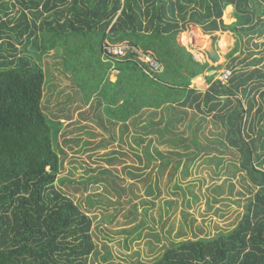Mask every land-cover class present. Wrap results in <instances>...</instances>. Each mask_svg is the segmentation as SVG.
I'll use <instances>...</instances> for the list:
<instances>
[{"label": "trees", "instance_id": "obj_1", "mask_svg": "<svg viewBox=\"0 0 264 264\" xmlns=\"http://www.w3.org/2000/svg\"><path fill=\"white\" fill-rule=\"evenodd\" d=\"M193 26L213 43L214 32L233 33L237 40L229 62L215 66L205 53L197 60L180 44L179 34ZM259 37H264V0H0V264H264V54L247 60ZM119 45L128 47L125 54L108 52V46ZM142 54L158 59L161 68L153 69ZM48 58L61 77L51 72ZM224 67L231 72L226 82L216 79ZM204 75L209 87L200 93L194 87ZM60 78L71 83L73 98L92 102L93 118L112 138L87 140L85 149L116 138L124 145L134 132L131 149L146 169L155 158L164 175L174 162L172 194L178 189L186 194L176 172L179 164L201 157V149L217 151L205 162L218 168H225L230 155L232 176L243 173L251 194L236 224L215 236L173 242L150 261L116 259L107 243V254L100 256L90 211L103 204L102 194L78 202L60 185L72 182L60 178L65 145L78 141L60 142L63 119L70 116L52 112L51 117L44 105L48 85L55 89ZM209 121L218 131L206 132ZM86 127L79 129L100 135ZM115 158L109 154V164ZM151 174L141 180L149 181L147 194L158 197L159 178ZM117 180L105 166L82 183L86 190L101 181L121 194L126 188H117ZM230 189L233 193L232 183ZM103 231L109 241L117 239Z\"/></svg>", "mask_w": 264, "mask_h": 264}, {"label": "rangeland", "instance_id": "obj_2", "mask_svg": "<svg viewBox=\"0 0 264 264\" xmlns=\"http://www.w3.org/2000/svg\"><path fill=\"white\" fill-rule=\"evenodd\" d=\"M197 28V26H193L183 33L189 35L192 32H196ZM182 34L178 36L181 40H183ZM214 34L218 36V40L215 43H213L210 35L204 34L203 37L207 40L208 47L213 46L220 56L218 62H213V65L216 66L229 62L227 54L235 47L237 39L228 30L217 31ZM225 38L227 40L223 44ZM263 42L264 37L254 40V43L259 44V46L252 45L253 50L256 52L247 60L264 54L262 52L264 46L260 45ZM208 56L207 59L213 61ZM238 56L239 59H243L247 57V53L239 54ZM47 60L50 61L51 72L58 78L61 77L57 75L52 64L53 58H48ZM263 66L264 63L260 65L261 68ZM77 75L80 76V73H77ZM111 79H116L115 73L111 75ZM55 83L58 84L55 89L52 88V84L48 85L44 105L47 107L50 116L52 112L60 116L64 114L70 116V119H63L65 126L59 134L60 142L65 145V138L69 140L78 139L77 142H69L68 145H65L68 152L60 175V178L66 176L72 182L67 181L60 183V185L78 202L80 200L85 201L88 196L96 199L98 194H102L103 198L101 200L103 204L97 207L95 205L94 210L90 211V215H92L95 222V238L99 246L100 256L107 254L104 247V244L107 243L112 248L116 259L126 257L129 260L150 261L155 259L164 248L172 245L173 242L196 236H215L230 230L236 224L239 216L244 212L245 203L251 194L247 191L249 180L243 178V173H237L232 176L234 167L227 162L230 159V155H225V168H218L215 163L205 162L208 156L215 155L217 151L205 152L204 149H201V157L189 163L188 166L184 163L179 164V170L176 172L181 185L187 188L185 190L186 194L180 189H178L177 194H172V184L176 179L170 178V172L173 171L174 162H171L164 175L160 173L157 166H154L155 158L149 163L150 169H146V166L142 165L143 162L134 156L131 149L134 146V132L129 133V138L126 140L128 143H124V145L116 138L108 146L94 150L85 149L87 148V145H85L87 140L100 143L105 139L109 143L112 140L110 133H107L98 124L95 120L96 118H93L94 111L84 107L85 105L82 101L85 100V96H82L81 99H78L80 96L77 99L73 98L75 92L71 91L73 89L68 86L71 85L69 80L60 78L59 82ZM67 93H71L70 96L72 97L70 99H68ZM190 111L193 112V110ZM83 126H87L86 129H92L100 135L92 137L85 132H81L79 128ZM119 130L118 127L115 129L117 135ZM210 131H218L211 121L207 124L206 129L207 133ZM152 136L154 137V135ZM213 137H216V135ZM203 142L207 141L203 140ZM213 146H215L214 148L223 149L215 143ZM157 147L165 149L166 145ZM190 150L197 149L192 147ZM118 151H123L124 154H119ZM109 154L117 158L111 164L107 160ZM105 166H109L117 175V188L121 186L126 188V191L117 194L113 187L101 181L89 183L88 188L84 190L85 186L82 182H85L89 175L97 173L100 168ZM135 167L138 168L134 169ZM185 169L188 172L187 175L182 174ZM132 170L135 173H142V175L134 177L127 173V171ZM151 172L153 178H159V188L162 194L158 197L148 195L147 187L149 186V181L141 180ZM231 183L233 184V193L230 192ZM131 188L134 189V192L131 191ZM194 195H196V199ZM216 197H218V201L215 200ZM144 201H149L150 203L143 204ZM134 203L138 204L136 210L134 209ZM83 205L86 206L84 202ZM112 215H114L113 218L111 217ZM141 224L143 228L140 231L129 232V230ZM104 229L111 231V234L117 239L109 241V239L105 238ZM140 232L141 236L139 237ZM157 234L158 236H155ZM127 237L130 238L129 248L124 246Z\"/></svg>", "mask_w": 264, "mask_h": 264}, {"label": "crops", "instance_id": "obj_3", "mask_svg": "<svg viewBox=\"0 0 264 264\" xmlns=\"http://www.w3.org/2000/svg\"><path fill=\"white\" fill-rule=\"evenodd\" d=\"M182 35H183L182 36L183 40H181V38H178L179 43L182 44V45L187 46L188 48H190V50L194 54V57H195L196 54L199 55V58H196L197 60L201 61L202 58H203L204 53L206 55H208L209 47H208V44H207V40H205V39L203 40L202 37L204 36V34H202L200 29L197 28L196 32H192L189 35L187 33H183ZM209 62H210V64H213V62H216V61L209 60ZM225 70H226L225 67H224V69L219 70L217 75H216V79L219 77L220 73H222ZM212 72H213V70L209 71V73H212ZM115 80L112 79V81H115ZM208 87H209V84H208V82L206 80V77L204 75L201 79H199L197 81V83H196L194 88L196 89L197 92L204 93L208 89ZM257 95L258 94H256V96ZM258 99H259V97H258ZM76 101H78V100H76ZM91 106H92V102H89V103L85 104L84 107H87V109L89 110V109H91ZM258 106H259V104H257L255 106V109H257Z\"/></svg>", "mask_w": 264, "mask_h": 264}, {"label": "built area", "instance_id": "obj_4", "mask_svg": "<svg viewBox=\"0 0 264 264\" xmlns=\"http://www.w3.org/2000/svg\"><path fill=\"white\" fill-rule=\"evenodd\" d=\"M127 46L126 45H119V46H114V47H107L108 52L110 53H114V54H118V55H122L125 54L126 50H127ZM143 58L151 65V67L155 70H159L161 68V63L158 61V59L156 60L155 58H153L150 55H143ZM195 57L199 58V55H195ZM231 76V72L230 70L226 69L225 71H223L222 73H220L219 75V79L222 80L223 82L227 81Z\"/></svg>", "mask_w": 264, "mask_h": 264}, {"label": "water", "instance_id": "obj_5", "mask_svg": "<svg viewBox=\"0 0 264 264\" xmlns=\"http://www.w3.org/2000/svg\"><path fill=\"white\" fill-rule=\"evenodd\" d=\"M208 50H209V55H210V57H211L214 61L218 62L219 59H220V56H219L218 52L213 48V46L210 47Z\"/></svg>", "mask_w": 264, "mask_h": 264}, {"label": "bare ground", "instance_id": "obj_6", "mask_svg": "<svg viewBox=\"0 0 264 264\" xmlns=\"http://www.w3.org/2000/svg\"><path fill=\"white\" fill-rule=\"evenodd\" d=\"M202 38H203V40H204V37H202ZM226 40H227V38L224 39L223 44L225 43Z\"/></svg>", "mask_w": 264, "mask_h": 264}]
</instances>
